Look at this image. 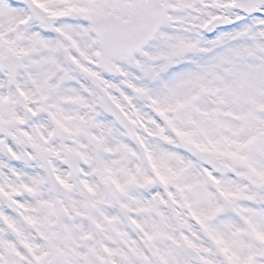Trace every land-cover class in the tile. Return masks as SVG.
Returning <instances> with one entry per match:
<instances>
[{"label":"snow or ice","instance_id":"obj_1","mask_svg":"<svg viewBox=\"0 0 264 264\" xmlns=\"http://www.w3.org/2000/svg\"><path fill=\"white\" fill-rule=\"evenodd\" d=\"M0 264H264V0H0Z\"/></svg>","mask_w":264,"mask_h":264}]
</instances>
